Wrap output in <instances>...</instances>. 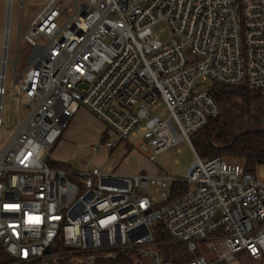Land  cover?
<instances>
[{
	"label": "built area",
	"instance_id": "obj_1",
	"mask_svg": "<svg viewBox=\"0 0 264 264\" xmlns=\"http://www.w3.org/2000/svg\"><path fill=\"white\" fill-rule=\"evenodd\" d=\"M56 1L22 31L32 50L9 92L12 0L5 2L0 129L15 123L0 135V248L14 263L67 256L94 264L133 251L160 264L169 243L185 245L191 257L184 264L264 255V182L240 163L196 154L184 178H154L47 160L79 108L117 139L138 128L155 154L184 141L192 147L190 136L220 114L205 81L244 86L264 100V0H73L61 26L64 9ZM159 22L168 26L165 40L153 29ZM159 100L164 117L150 113ZM149 180L159 185V199ZM174 181L187 189L169 200Z\"/></svg>",
	"mask_w": 264,
	"mask_h": 264
},
{
	"label": "rangeland",
	"instance_id": "obj_2",
	"mask_svg": "<svg viewBox=\"0 0 264 264\" xmlns=\"http://www.w3.org/2000/svg\"><path fill=\"white\" fill-rule=\"evenodd\" d=\"M49 0H12V8L10 13V22L8 23L9 33L7 37V66L5 72V89L7 92L12 90L14 74H22L27 68V57L31 52V47L25 41L22 31H25L41 8ZM89 0H77L78 3L87 2ZM5 2L0 0V58L2 56L3 44V27L5 24ZM55 5L64 9L63 14L58 18L57 22L61 26L71 16L74 10L73 0H57ZM153 29L159 33L162 40L168 37V26L165 22H159L154 25ZM47 39L41 36L38 39L40 45L45 44ZM16 61V64L14 62ZM1 71V65H0ZM200 81V80H197ZM206 85L210 86V81H205ZM21 95V91H19ZM7 95L4 97V109L2 120L6 122L7 114ZM20 114L25 113V109L21 102L18 100ZM239 106L226 104L221 110V128L214 136V142L218 146L226 145L229 140L238 133L249 128H258L260 125L252 118H247L244 110L246 107L238 103ZM87 110V109H86ZM257 118L264 121V103L253 102L248 109ZM88 111V110H87ZM89 112V111H88ZM97 121L91 122V125H96V136L94 138L82 137L77 142H73L69 146L67 156L69 157L66 162L67 166L77 170L81 167H98L100 170L107 171L114 169L117 173H142L154 178H184L187 169L191 163L196 159V153L193 148L186 142L178 145H171L162 151L154 154L148 146L146 140L143 138V133L136 128L135 134H131L127 139H117L115 133L107 129L105 124L89 112ZM150 113L164 117L167 115V109L163 102L159 100L155 105L150 107ZM15 123L12 125H2L0 129L1 138H6ZM91 127V126H90ZM104 132H106L104 134ZM114 141H116L114 143ZM53 147V146H52ZM52 149V148H51ZM49 150V154L51 152ZM153 155L150 160L149 156ZM201 159H203L201 157ZM226 160L234 163H242L240 159ZM254 174L257 180L264 182V165H256ZM159 189V185L155 180H149L148 191L150 194L155 195L159 199L158 193L155 191ZM165 196L168 195L167 188L162 189ZM58 259L53 256L44 257L36 264H59ZM170 261L162 257L160 264H165V261ZM147 261V260H146ZM7 264H21L10 262ZM69 264H74L69 262ZM145 264V263H144ZM146 264H156L154 261L148 260ZM226 264H264V256L260 259L254 260L244 254H237L233 259Z\"/></svg>",
	"mask_w": 264,
	"mask_h": 264
},
{
	"label": "trees",
	"instance_id": "obj_3",
	"mask_svg": "<svg viewBox=\"0 0 264 264\" xmlns=\"http://www.w3.org/2000/svg\"><path fill=\"white\" fill-rule=\"evenodd\" d=\"M210 89L213 97L219 103L221 110L226 104L239 106L238 103L243 104L246 110L253 102L264 103L261 94L257 91L248 90L244 86H228L217 82L210 84ZM221 112L220 114L210 119L203 128L196 131L190 136L192 147L194 152L203 159L212 158L215 156L228 159H240L241 165L247 171L253 172L256 165H264V127L249 128V126L233 136L226 145L218 146L214 142V136L216 132L221 128ZM106 132H104L105 134ZM53 167H66L63 164L54 165L48 162ZM187 184L181 181H174L170 185L169 200L174 199L181 193L185 192ZM164 258L170 259L173 264H184L191 254L185 249V245L182 243H169L163 247ZM242 255V254H240ZM245 255V254H244ZM246 256V255H245ZM262 255L261 257H263ZM248 257V256H247ZM260 257V258H261ZM258 258V259H260ZM252 259V258H251ZM257 260V259H254ZM40 260L31 263L21 264H36ZM59 264H69V258L62 256L58 258ZM12 262L6 253L0 248V264H7ZM146 264L143 260L133 251H126L117 254L113 258H100L95 261L94 264ZM226 264V263H217Z\"/></svg>",
	"mask_w": 264,
	"mask_h": 264
},
{
	"label": "crops",
	"instance_id": "obj_4",
	"mask_svg": "<svg viewBox=\"0 0 264 264\" xmlns=\"http://www.w3.org/2000/svg\"><path fill=\"white\" fill-rule=\"evenodd\" d=\"M91 122L97 124V121L86 109L79 108L62 130L57 142L53 145L50 154H48V162L54 165L63 164L69 167L66 164V162H68L67 160H69V155L67 156L69 146L82 137L91 139L96 136V125H91Z\"/></svg>",
	"mask_w": 264,
	"mask_h": 264
},
{
	"label": "water",
	"instance_id": "obj_5",
	"mask_svg": "<svg viewBox=\"0 0 264 264\" xmlns=\"http://www.w3.org/2000/svg\"><path fill=\"white\" fill-rule=\"evenodd\" d=\"M253 117L256 119V121H257L260 125H262V126L264 127V121H262L261 119L255 117V116H253ZM45 252H46V253H49V252H50V247H46V248H45Z\"/></svg>",
	"mask_w": 264,
	"mask_h": 264
},
{
	"label": "flooded vegetation",
	"instance_id": "obj_6",
	"mask_svg": "<svg viewBox=\"0 0 264 264\" xmlns=\"http://www.w3.org/2000/svg\"><path fill=\"white\" fill-rule=\"evenodd\" d=\"M244 112H245V115H246L247 118H250V119L252 118L255 122H257L256 119L253 117L254 116L252 114L253 112H250L249 110H244Z\"/></svg>",
	"mask_w": 264,
	"mask_h": 264
}]
</instances>
